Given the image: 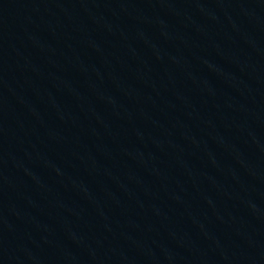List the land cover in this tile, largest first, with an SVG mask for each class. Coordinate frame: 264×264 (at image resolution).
Segmentation results:
<instances>
[{
  "label": "water",
  "instance_id": "obj_1",
  "mask_svg": "<svg viewBox=\"0 0 264 264\" xmlns=\"http://www.w3.org/2000/svg\"><path fill=\"white\" fill-rule=\"evenodd\" d=\"M0 264H264V0H0Z\"/></svg>",
  "mask_w": 264,
  "mask_h": 264
}]
</instances>
